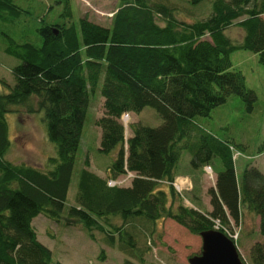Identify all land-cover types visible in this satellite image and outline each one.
<instances>
[{"label": "trees", "instance_id": "trees-1", "mask_svg": "<svg viewBox=\"0 0 264 264\" xmlns=\"http://www.w3.org/2000/svg\"><path fill=\"white\" fill-rule=\"evenodd\" d=\"M16 1L0 0V20L12 25L22 20L30 26L24 15L32 12ZM182 1L196 8L207 0ZM62 6L54 21L49 17L53 6L36 16L34 31L41 44L9 37L5 47L20 63L12 69L13 86L1 79L9 90L0 92V264H51L52 251L33 225L41 214L61 220L66 213L67 221H78L91 235L94 229L105 232L112 245L118 233L120 249L132 257L121 264H144L136 233L126 228L141 227L138 221L153 225L171 218L195 234L218 222L232 231L244 206L259 217L264 237V172L248 165L239 178L234 154L242 149L201 133L196 122L231 95L241 96L247 111L254 110L257 93L247 87L244 74L233 69L231 53L249 50L264 64V0H212L210 13L192 21L177 17L184 11L178 4L120 0L109 26L87 16L75 22L70 0ZM232 25L244 30L241 42L227 35ZM96 93L104 98V113L96 120L101 128L99 151L115 152V157L106 176L86 162L78 175L76 203L67 207ZM16 106L29 113L44 112L48 138L57 149L46 169L6 158L12 143L7 114ZM146 107L157 111L161 123L133 122L127 137L124 114H139ZM188 148L195 169L210 165L214 157L222 161L223 169L207 191L210 210L178 202L173 182ZM259 152H264V139ZM129 174L128 184H109ZM162 182L169 183V191ZM115 216L122 219L121 225L110 221ZM241 258L246 264H264V240L252 244L248 263Z\"/></svg>", "mask_w": 264, "mask_h": 264}, {"label": "rangeland", "instance_id": "rangeland-1", "mask_svg": "<svg viewBox=\"0 0 264 264\" xmlns=\"http://www.w3.org/2000/svg\"><path fill=\"white\" fill-rule=\"evenodd\" d=\"M163 1L178 4L184 11L177 14V17L192 21L204 18L210 13L212 0H207L196 8L182 0ZM16 2L32 12L30 15H24L30 20V26L22 23V20L15 25L0 20V92L9 90L1 79L11 86L15 84L12 69L20 63L18 58L5 51V47L10 44L9 37L18 42L34 41L41 44L40 35L34 31L37 24L36 16L44 15L48 7L53 6L49 17L54 21L56 13L62 10L65 0H17ZM70 2L75 22L87 16L90 20L106 26L111 24L112 15L120 6V0H70ZM226 33L235 43L241 42L244 36V30L236 25L229 27ZM231 60L233 69L244 74L247 87L257 93L258 99L254 110L247 111L242 97L231 95L225 104L214 108L210 116H199L196 122L201 133H212L219 139L231 141L237 148L242 149L239 150L240 152L235 151L234 154L236 173L240 178L248 165H256L264 172V152H259V146L264 139V64L260 62L257 53L245 49L232 52ZM103 99L100 93L92 95L82 144L77 153L67 207L76 203L78 175L86 162L88 161L91 170L106 176L107 168L115 157V152L107 155L99 151L101 128L96 125V120L104 113ZM15 108L16 111L7 114L12 143L6 158L14 163H27L46 169L49 157L56 156L57 149L48 138L44 112L29 113L24 106ZM137 121L157 126L162 119L152 107H146L139 114H124L123 122L127 137L131 135L130 124ZM191 160L190 149H184L173 182L179 194L178 202L207 210L210 208L207 191L215 185L216 175L223 169V164L219 157H214L210 162L212 172H209L205 169L208 164L195 169L191 165ZM130 179V176H120L116 183L128 184ZM161 187L168 191L170 189L168 182H162ZM66 216L65 213L61 220H54L41 214L33 220L39 240L52 251L51 264H55L56 261L63 264H121L126 258H132L120 249L118 233L115 234L116 244L112 245L105 232L94 229L91 235L81 223L72 219L67 221ZM110 221L117 226L123 223L118 216L112 217ZM259 222V217L243 206L242 219L235 226L237 232L235 242L247 263L252 244L264 240L259 233ZM138 223L143 226L141 227L145 229L144 231L141 232V227L132 228L130 225L126 228L136 233L137 249H140L138 254L144 258V264H190L189 258L202 251L203 240L200 234L192 233L171 218H161L153 225L144 221Z\"/></svg>", "mask_w": 264, "mask_h": 264}, {"label": "water", "instance_id": "water-1", "mask_svg": "<svg viewBox=\"0 0 264 264\" xmlns=\"http://www.w3.org/2000/svg\"><path fill=\"white\" fill-rule=\"evenodd\" d=\"M200 236L202 251L189 258L190 264H246L236 242L223 231L213 228L202 231Z\"/></svg>", "mask_w": 264, "mask_h": 264}, {"label": "built area", "instance_id": "built-area-1", "mask_svg": "<svg viewBox=\"0 0 264 264\" xmlns=\"http://www.w3.org/2000/svg\"><path fill=\"white\" fill-rule=\"evenodd\" d=\"M205 169H206L207 171H209V172H212V170H211L212 168H211L210 165L206 166ZM128 176L131 177L132 175L129 174ZM109 184H110V185H115V184H117V183H116V180H109ZM215 228L218 229V230H222L225 234H227V235H228L230 238H232L233 240H235L236 237H237V232H236V230H235V227H234L233 230L231 231V230H229V229H227V228H225V227H221V225H219V223L216 222Z\"/></svg>", "mask_w": 264, "mask_h": 264}, {"label": "crops", "instance_id": "crops-1", "mask_svg": "<svg viewBox=\"0 0 264 264\" xmlns=\"http://www.w3.org/2000/svg\"><path fill=\"white\" fill-rule=\"evenodd\" d=\"M210 199V198H209ZM209 203H210V200H209ZM211 209V204H210V208H208L207 210H210Z\"/></svg>", "mask_w": 264, "mask_h": 264}]
</instances>
